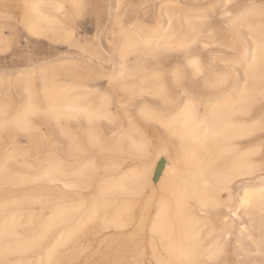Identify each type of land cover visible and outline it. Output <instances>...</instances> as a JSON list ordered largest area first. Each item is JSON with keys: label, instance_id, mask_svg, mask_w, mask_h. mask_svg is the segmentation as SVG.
Masks as SVG:
<instances>
[{"label": "bare ground", "instance_id": "1", "mask_svg": "<svg viewBox=\"0 0 264 264\" xmlns=\"http://www.w3.org/2000/svg\"><path fill=\"white\" fill-rule=\"evenodd\" d=\"M109 1L0 0V17L11 18L12 32L4 37L0 23V43L14 39L9 47L16 56L23 32L27 49L25 67L0 76L4 98L17 94L22 108L36 98L38 81L43 101L52 109L45 120L64 136L68 130L59 123L61 115L76 123L81 136L74 134L67 144L51 140L46 152L51 163L38 172L16 170L10 166L29 169L40 162L28 161L31 154L16 143L17 134L30 145L42 137L27 117L7 122L2 116L9 104L2 103L0 188L17 192H4L10 198L0 213L7 203L17 208L0 223V264L10 255L31 254L54 233L72 211L61 206L63 190L72 188L87 202L89 216L70 236L54 240L36 264L74 259L63 252L76 241L75 231L124 228L136 211L139 238L128 242L137 253L126 250L111 264H142L145 255L148 264H217L226 254L227 235L242 217L254 251L263 255L264 181L257 178L264 173V6L259 3L264 0H199L194 14L183 12L181 0H160L154 9L147 8L149 0H114L111 8ZM89 10L96 29L110 21L102 43L81 40V20ZM35 39L81 57L37 66L30 48ZM59 75L66 76L62 82ZM103 76L112 77L99 88ZM115 82L120 92L109 86ZM132 104L142 123L124 143L121 121L130 117L125 107ZM101 122L110 130L107 136ZM150 126L158 129H153L154 139L147 133ZM83 150L107 151L109 158L76 164L68 176L56 159H73ZM123 154L136 158L138 165L114 175L121 163L112 157ZM95 177V190L89 193ZM33 202L44 206L36 210L38 221L36 213L22 207ZM206 221L223 233L222 239L218 234L208 240ZM27 222L40 229L33 235L16 231ZM11 264L32 263L27 257Z\"/></svg>", "mask_w": 264, "mask_h": 264}, {"label": "rangeland", "instance_id": "2", "mask_svg": "<svg viewBox=\"0 0 264 264\" xmlns=\"http://www.w3.org/2000/svg\"><path fill=\"white\" fill-rule=\"evenodd\" d=\"M182 1V7H185L183 9V12H187L188 14H194V10L199 9V0H181ZM111 2V3H110ZM154 2V4L152 3ZM160 0H149L148 3L150 4L147 6L149 9L157 8L158 3ZM261 5L264 6V2H259ZM198 4V5H197ZM114 0L109 1V8L113 7ZM217 11L219 10V7H216ZM3 16L0 17V23L3 25V33L4 37L10 38L12 35L11 29L9 28V22L10 17L7 18L5 16L6 14H2ZM11 15V14H10ZM91 13L90 10L86 12L83 19L81 20L82 29H80V35L85 38L81 39L82 41H88V42H103V36L104 32L109 27L110 21L105 20L104 24L99 28L96 29L94 25L92 24L91 20ZM85 18H88V20ZM109 18V17H108ZM82 32V33H81ZM22 33V34H21ZM20 33V44L19 49H21V53H18L16 56L13 55L12 49L9 47L10 42L14 39H4L6 41L0 43V76L5 75H11L15 70L21 69L22 66L25 67L23 56L26 54V46L25 42L26 39L24 38L25 34L23 32ZM98 35V36H97ZM24 36V37H23ZM97 36L98 39H94ZM94 37V38H93ZM95 40V41H94ZM35 43H33L32 46H30L32 53L31 57L32 60L35 61L34 63L37 66L44 65L48 66L50 63H55V59H62V58H70V57H81V55L74 50H72L71 53H67L65 51L66 49L58 45L57 48H49L47 45V39H35ZM38 42V43H37ZM23 50V51H22ZM29 50V49H28ZM79 55V56H78ZM17 57V58H16ZM22 58V60H19ZM50 60H52L50 62ZM186 78L188 79L190 77L189 71L186 70ZM66 76L59 75L57 78L59 79V82H62V79H65ZM112 76H103L98 81L101 86L99 88H104L105 81L108 80ZM185 78V77H184ZM185 78V79H186ZM169 79V78H168ZM169 81V80H168ZM65 82V80H64ZM35 93L37 94L36 98L32 100V102L22 108L19 107L20 99L17 96V94H13V98L10 97L9 101H7L6 98H4V91L1 88L0 85V110L5 109L4 105L2 104L5 100L6 103L9 104L8 109L6 110V114L2 117H7L6 121L8 122H17L22 117H27L31 120V124L36 128V130L41 135L42 139L40 142H37L36 144H28L25 141V137L23 134L18 133L17 134V142L19 146L23 147V150H27L29 154H31L30 157H27L28 161H40L38 163V166H35L33 168L25 169L21 168L18 165H11L10 167L14 169H18L20 171H26L30 173H36L38 170H41L43 166L49 165L51 163L50 154L46 153L47 151H51L52 147L51 140L54 138L60 139V141L64 144H67L68 141L71 138H74V134L80 138L79 130L77 129V125L75 122L67 121L65 118H63L61 115H59V123L64 129H67L68 132L64 134V136H60L55 130V124L53 122L49 123L45 120V115L47 112L51 111L52 109L48 106V104L43 101V97L41 95L40 91V85L38 81L35 82ZM108 85V84H107ZM110 87L115 88L116 92H120L118 89V83L109 84ZM93 89V88H92ZM91 88H86V90H92ZM77 91L71 92L68 94L69 99H73ZM124 107H121V109ZM128 113L130 114L129 118H124L121 121V131L124 143L127 142L128 133L132 130L133 127L141 126V120L135 115V105H130L125 107ZM21 112V113H20ZM54 127V128H53ZM100 127L104 128V136H107L109 134V128L106 127L105 122H101ZM158 132V129L154 127ZM152 126L148 128V135L151 136L152 139H154L153 136V129ZM261 142L263 144L264 148V136L261 137ZM81 153L78 154L73 159H69L66 156L61 159H56V163L60 166V169H62L65 174L69 176L71 173L75 170L76 164L82 165L85 163H90L92 161H98V162H104L109 158V152H99V151H90V150H83L80 151ZM35 155V156H33ZM37 156V158H35ZM16 160H20V157L15 155ZM113 159L119 161L121 163L120 168L114 172L113 174L116 175L120 171H124L126 168H132L137 167L138 162L137 159L130 155H117L113 156ZM42 160V161H41ZM73 160V161H72ZM75 161V162H74ZM106 174V173H105ZM261 179V180H260ZM79 181V180H78ZM97 181V177L91 179L89 183L91 185L90 192H94L95 190V183ZM264 181V173L259 175L257 178V182ZM83 182V180L81 181ZM77 188L72 189H64L63 195L64 198L61 200V206L66 207V209L72 208V211L68 213L67 219L63 223H60L57 228L54 230V233L50 235L49 238H45L44 243L42 245H38L33 248L31 254L28 255H10L9 258L4 260L1 264H11L16 261L22 262L27 257L29 258V261L32 264H36L38 261H43V254L45 249L50 246L51 243L56 239L60 240L62 238L70 236V233L73 229L77 228L82 224L83 221H85L89 216V210L86 209V201L84 199L79 198L78 195L75 196L73 194L75 191H77ZM7 191L9 193H16L17 191L15 189L5 188V190H2L0 188V206H3V202L5 200H8L10 197H4V192ZM239 192V190H237ZM21 193V192H20ZM8 208L7 210H2L3 212L0 213V223L7 222L8 216L16 212V208L11 203H7ZM4 204V205H7ZM22 207H26L28 209L27 212H32L35 214L36 210H41L44 206L39 204L38 202L29 203L27 205H24ZM43 214V213H42ZM39 214H35V217L37 218V221L40 219ZM238 215L241 216V214L238 212ZM43 216V215H42ZM41 216V217H42ZM28 217V214L25 216H22V220L25 221V219ZM212 217V216H211ZM41 221V220H40ZM138 223V212L136 211L135 214H133V221H131V224L124 228H117V229H102L94 226L92 229H90L87 232H81L80 230L75 231L73 235H75L76 241L72 244L66 245V250L63 252V254L67 256H71V258L74 259H63L60 261V264H111L113 261H111V258H115L116 256L120 255L122 252H125L126 250L129 253H137L135 248L136 246H132L131 243L128 242L130 238L134 239L136 241L139 238L138 235V227L136 226ZM237 223V224H236ZM234 224V227L230 231V233L227 235L226 239V254L222 258H220L217 261V264H264V254L260 255L258 254L254 248V245L250 242L249 237L246 235L248 230L242 229V226L246 225L245 218L242 217L240 222H236ZM41 224V223H40ZM39 224V225H40ZM25 228L23 227H16L17 232H25L28 231L34 234V232H37L40 227H33L30 223L24 224ZM213 225H210V221H206V224L204 226V232H207L208 229L211 230L208 240H212L215 236L220 234L221 239L223 238V233H219V231L216 228L212 227ZM244 230V231H243ZM264 234V230L262 232ZM254 234V233H252ZM111 237H117L118 240L111 243ZM73 247H79L76 249H73ZM262 247L264 248V244H262ZM1 251V250H0ZM258 254V255H257ZM77 257V258H76ZM91 258V260H90ZM0 260H1V253H0ZM149 257L145 255L142 258V264H148ZM125 262V261H123Z\"/></svg>", "mask_w": 264, "mask_h": 264}, {"label": "snow or ice", "instance_id": "3", "mask_svg": "<svg viewBox=\"0 0 264 264\" xmlns=\"http://www.w3.org/2000/svg\"><path fill=\"white\" fill-rule=\"evenodd\" d=\"M221 84L227 83V78H225L223 81L220 82ZM260 128L261 131H264V120H261L260 122Z\"/></svg>", "mask_w": 264, "mask_h": 264}]
</instances>
